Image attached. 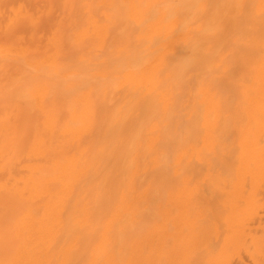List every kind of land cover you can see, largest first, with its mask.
I'll return each mask as SVG.
<instances>
[{"label": "bare ground", "instance_id": "obj_1", "mask_svg": "<svg viewBox=\"0 0 264 264\" xmlns=\"http://www.w3.org/2000/svg\"><path fill=\"white\" fill-rule=\"evenodd\" d=\"M0 264H264V0H0Z\"/></svg>", "mask_w": 264, "mask_h": 264}]
</instances>
